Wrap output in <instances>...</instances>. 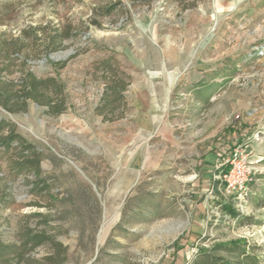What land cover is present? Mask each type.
<instances>
[{
    "label": "rangeland",
    "instance_id": "rangeland-1",
    "mask_svg": "<svg viewBox=\"0 0 264 264\" xmlns=\"http://www.w3.org/2000/svg\"><path fill=\"white\" fill-rule=\"evenodd\" d=\"M185 5L0 0L2 96L23 107L32 74L56 79L66 101L58 116L0 106L42 153L45 181L17 168L15 144L0 148L1 244L30 228L68 248L65 264H193L202 252L264 264V0ZM106 61L129 84L113 122L97 112ZM239 148L253 173L243 201L220 178ZM19 251L0 264H46L53 248Z\"/></svg>",
    "mask_w": 264,
    "mask_h": 264
},
{
    "label": "trees",
    "instance_id": "trees-1",
    "mask_svg": "<svg viewBox=\"0 0 264 264\" xmlns=\"http://www.w3.org/2000/svg\"><path fill=\"white\" fill-rule=\"evenodd\" d=\"M181 4L186 3L185 8H192V6L201 0H177ZM112 11V10H111ZM50 44H54L52 38H50ZM111 62H103L102 69L105 72H109V76L106 78V87L101 98V104L97 107V112L103 117L105 122H113L116 120L115 111L119 105L125 102L124 92L127 90L129 84L125 82L124 78L126 75L123 74L121 77L115 68L110 64ZM21 88L23 89L22 94H20V102L23 103V107L20 109H14L11 105L10 96H2L0 92V106L10 112L16 113L20 111H25L28 106V101H35L40 106L47 109V113L58 116L62 114L66 109V101L64 97V87L54 78H49L48 80L38 79L32 74H27L24 76ZM44 89H50L49 95L45 100H41L40 94ZM8 128V133L6 135H0V148L4 150L11 149L12 145L15 144L17 149H20V160L16 166L20 170L31 171L38 178L36 182H33V187H37L40 183L45 184V181L41 179V163L43 159L42 153L38 150L36 146L29 143L22 135L17 132L16 125L11 121L6 119H0V131ZM35 218L41 217L44 219L46 225L50 224V219L47 215L43 213L33 214ZM51 244L53 251L44 257V262L46 264H65L68 260V248H66L61 242H59L55 237H51L45 232H35L34 230L28 228L24 233V237L19 242V245L13 244L9 248L0 243V263L3 257L7 253L8 249L10 253L18 255L19 250H21L20 258L23 257L22 253H31L36 251L39 246ZM232 244L219 245V248L230 249ZM232 250L231 252H234ZM240 257V256H239ZM193 264H252L248 258L245 261L227 260L219 255H211L207 252H202L200 256L193 262Z\"/></svg>",
    "mask_w": 264,
    "mask_h": 264
},
{
    "label": "built area",
    "instance_id": "built-area-1",
    "mask_svg": "<svg viewBox=\"0 0 264 264\" xmlns=\"http://www.w3.org/2000/svg\"><path fill=\"white\" fill-rule=\"evenodd\" d=\"M225 161L226 168L220 178L229 193H234L241 201L249 196V184L252 181V169L248 167L244 150L233 151Z\"/></svg>",
    "mask_w": 264,
    "mask_h": 264
},
{
    "label": "crops",
    "instance_id": "crops-1",
    "mask_svg": "<svg viewBox=\"0 0 264 264\" xmlns=\"http://www.w3.org/2000/svg\"><path fill=\"white\" fill-rule=\"evenodd\" d=\"M213 148V147H212ZM210 150H211V148H210ZM215 150V149H214ZM213 150V151H214ZM210 156L212 157V159H211V161L209 162V163H207L208 164V166L210 165V167H207L210 171H212L213 170V163H214V158H216V155H215V153L214 152H212L211 154H210ZM263 159V158H262ZM208 170V171H209Z\"/></svg>",
    "mask_w": 264,
    "mask_h": 264
}]
</instances>
